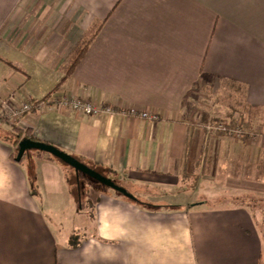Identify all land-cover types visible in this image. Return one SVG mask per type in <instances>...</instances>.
Masks as SVG:
<instances>
[{
	"label": "crops",
	"instance_id": "1",
	"mask_svg": "<svg viewBox=\"0 0 264 264\" xmlns=\"http://www.w3.org/2000/svg\"><path fill=\"white\" fill-rule=\"evenodd\" d=\"M209 88L220 98L191 103ZM210 119L259 133L209 135ZM14 125L124 187L187 196L135 203L47 156L17 161ZM262 210L264 0H0V264H264Z\"/></svg>",
	"mask_w": 264,
	"mask_h": 264
},
{
	"label": "built area",
	"instance_id": "2",
	"mask_svg": "<svg viewBox=\"0 0 264 264\" xmlns=\"http://www.w3.org/2000/svg\"><path fill=\"white\" fill-rule=\"evenodd\" d=\"M53 100L56 102H59L61 104L69 106L71 109L76 111H81L87 115H93L98 116L101 114H115L118 112V110L113 105H100L96 104L90 100L87 99H80L77 97H64V96H54L47 100ZM40 102L36 105H34L32 102H26L21 109L16 110L13 116L18 117L24 112L30 111L35 108V106H39ZM123 113H126L125 111H122ZM132 115H136L137 113L132 110L129 112ZM143 117L153 118V116H150L147 113L142 114ZM206 132L209 135H216V134H223L231 138H244L249 133V131L244 129L241 126H231L224 122H216V121H208L205 124ZM254 135H252L253 137Z\"/></svg>",
	"mask_w": 264,
	"mask_h": 264
},
{
	"label": "water",
	"instance_id": "3",
	"mask_svg": "<svg viewBox=\"0 0 264 264\" xmlns=\"http://www.w3.org/2000/svg\"><path fill=\"white\" fill-rule=\"evenodd\" d=\"M33 149L50 153L56 158L63 161L65 164L73 167L77 174L84 173L90 178H93L94 180L102 183L103 185H106L109 188H112L117 192H120L121 194H123L128 198H135V196L126 187L120 185L112 178L100 172L98 169L85 164L75 156L47 142H43L40 140H32L29 138H23L18 144V152H17L16 160L21 161L24 158V156L28 154L30 150Z\"/></svg>",
	"mask_w": 264,
	"mask_h": 264
},
{
	"label": "trees",
	"instance_id": "4",
	"mask_svg": "<svg viewBox=\"0 0 264 264\" xmlns=\"http://www.w3.org/2000/svg\"><path fill=\"white\" fill-rule=\"evenodd\" d=\"M96 34H97V30H91L90 33L85 38H83V40L77 45V47L75 48V50L73 51V53H72V55L70 57L69 63L65 66V71H66V75L67 76L72 74L73 70L75 69V67L80 62V60L84 56L85 52L87 51L90 43L94 40ZM9 64H12V63H9ZM39 102H41V101H39ZM39 102H36L35 104H38ZM204 118H205V116H204ZM209 121L221 122V121H217V120H214V119H210ZM13 132L14 133L11 134L8 137V139L12 141V143H13V145L15 147H18L19 142L23 138H29V139H32V140H38L32 134V132L30 130L21 131L15 125L13 127ZM17 152H18V148H17L16 153H14L12 155L13 159H15V160H16ZM36 154H37V156H47L49 159H54V160L61 161L60 159L56 158L55 156H53L52 154L47 153V152L37 151ZM61 162L64 163L63 161H61ZM67 166H69V165H67ZM90 166L93 167V165H90ZM94 168L98 169L100 172H102L103 174H105L108 177H110V172H112V169H110V168H106L105 169V167H103L102 165L96 166ZM31 180H32V185H33L32 186V190L35 193V192H37V188L35 186V173H32ZM78 185H79L78 187L81 189L82 180L81 181L79 180ZM133 195L135 196V198H129L130 200H132L135 203H142L141 199L138 196H136L135 194H133ZM76 239H77V237H74V239L72 240V243L76 244L77 243V242H75Z\"/></svg>",
	"mask_w": 264,
	"mask_h": 264
},
{
	"label": "rangeland",
	"instance_id": "5",
	"mask_svg": "<svg viewBox=\"0 0 264 264\" xmlns=\"http://www.w3.org/2000/svg\"><path fill=\"white\" fill-rule=\"evenodd\" d=\"M206 90L203 89V91L201 93H198V91H197L198 94L196 93L195 95H193V97L191 99V103H194L193 105H195V106L198 105V107H199V105H200L202 107L204 104H206V105L209 104V101H207L208 99L212 100V98L214 99L215 97L220 98V94L216 90H214L213 88H209L207 91ZM206 105H204V106H206ZM246 131H247V129H246ZM249 133L250 134H248L246 137L240 138V140L241 139L243 140L247 137L252 138V135H256L259 132L253 130V131H249ZM233 139H237V138H233ZM37 151L38 150L33 149V150H30L28 153H29V155H32L33 153H36ZM27 159L28 158H26V160ZM82 175H83V177H86L85 174L82 173ZM71 177H72L73 182L77 181V179L75 178V175H73ZM90 179L92 180L93 183H98L99 185H102L106 188H109L108 186L103 185L102 183L94 180L93 178H90ZM126 188L129 189V191L131 193L135 194L136 196H138L143 201H147V199H150L152 201H161L163 203H180L179 200L180 199L183 200V198H186V196H187V194H185L184 192L178 193V191L174 190V189L168 193H166V191L161 192L159 190H157V191L152 190V191H150L151 196H149L148 192H147V195L142 192L143 187L140 185H134V186L128 185L127 186V184H126ZM114 191L118 194H121L120 192H117L116 190H114ZM121 196H123V194H121ZM262 212H264V210H262Z\"/></svg>",
	"mask_w": 264,
	"mask_h": 264
}]
</instances>
